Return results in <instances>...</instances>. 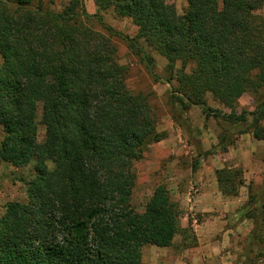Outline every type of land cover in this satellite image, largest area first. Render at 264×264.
Instances as JSON below:
<instances>
[{
  "label": "trees",
  "instance_id": "obj_1",
  "mask_svg": "<svg viewBox=\"0 0 264 264\" xmlns=\"http://www.w3.org/2000/svg\"><path fill=\"white\" fill-rule=\"evenodd\" d=\"M94 2L96 12L89 14L82 0H70L60 12L42 0H0V164L36 160L28 202L11 201L0 216V264H144V245L171 247L186 232L180 204L165 184L142 212L132 206L134 162L165 133L158 131L148 97L127 86L113 37L154 78L155 58L141 40L167 59V80L177 81L170 102L189 134L202 132L186 115L192 107L221 124L217 145L205 154L226 150L245 133L264 140V17L258 13L264 0H223L222 8L218 0H187L182 14L170 10L167 0ZM109 9L131 19L137 34L104 23L101 14ZM91 18L107 33L91 28ZM206 91L231 111L209 105ZM247 92L257 95L255 109L238 112ZM215 174L223 196L239 195L242 168ZM244 210L254 219L249 248L264 257L262 210ZM246 264H252L249 257Z\"/></svg>",
  "mask_w": 264,
  "mask_h": 264
},
{
  "label": "rangeland",
  "instance_id": "obj_2",
  "mask_svg": "<svg viewBox=\"0 0 264 264\" xmlns=\"http://www.w3.org/2000/svg\"><path fill=\"white\" fill-rule=\"evenodd\" d=\"M44 7L54 12L62 11L70 0H42ZM222 8L223 0H218ZM89 14L96 12L94 0H82ZM170 10L182 14L187 0H167ZM264 17V5L258 12ZM104 23L129 36L137 34V27L129 18L118 17L112 9L101 14ZM94 30L107 33L97 18L88 20ZM118 50V61L127 68L126 84L134 93H144L157 116V128L165 133L163 140L152 143L143 158L134 162L136 184L132 195V206L142 212L159 184H165L171 197L180 204V224L186 229L178 233L171 247L144 245L141 260L144 264H246L249 257L252 264H264V257L249 248V236L254 228V219L247 216L246 206L259 208L261 212L260 234L264 238V140L259 141L250 133L237 137L234 145L224 151L205 154L217 145L221 124L213 118L206 120L199 107H192L186 114L189 121L202 132L189 134L180 124L185 118L174 109L170 102L177 87L175 79L170 82L166 72L167 59L153 52L144 40L141 43L155 58L152 77L119 37L112 38ZM2 59L0 57V64ZM176 70L181 63L177 62ZM191 65L187 72H190ZM158 78V79H157ZM260 94L264 95V91ZM257 95L247 92L239 99L238 112L254 111ZM205 98L214 108L230 112L206 91ZM42 105L38 107V141L45 140V126L40 123ZM5 135L0 125V142ZM229 136L235 137L232 131ZM36 160L32 158L19 166L9 163L0 164V216L5 212L7 203L19 201L27 203V185L36 176ZM48 167L54 168L52 161ZM223 167H239L243 170L244 185L238 196H223L218 188L215 171ZM260 202L255 203L254 199Z\"/></svg>",
  "mask_w": 264,
  "mask_h": 264
}]
</instances>
